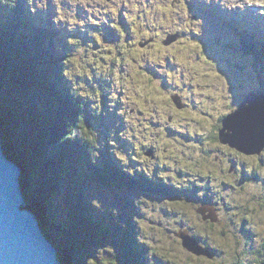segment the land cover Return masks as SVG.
Returning a JSON list of instances; mask_svg holds the SVG:
<instances>
[{
    "label": "rangeland",
    "instance_id": "374dc122",
    "mask_svg": "<svg viewBox=\"0 0 264 264\" xmlns=\"http://www.w3.org/2000/svg\"><path fill=\"white\" fill-rule=\"evenodd\" d=\"M67 1L69 10L60 4V0H5L2 6L11 4L15 7L19 2L22 6L19 4L20 8L15 7L16 10L0 6V12L9 11L12 16L20 9L29 16L40 11L38 14L45 20L44 24L49 20L55 24L56 14L55 18L63 22L65 28L70 27L65 30L66 37L58 33L62 31L60 25L56 26L58 31L51 28L53 34L59 35L54 41L60 45L62 54H68L64 61L69 65L66 79H71L68 82H72L78 91L74 96L89 101L86 100L84 106L91 109L87 110L92 117L90 121L95 125H105L108 136L113 138V148L108 149L107 144L100 142L106 133L102 128L91 126L99 151L97 159L100 161L95 160L96 166L103 164V169L99 170L107 173L108 177L112 176L113 168L107 171L103 163L107 157H112L117 162L114 167H122L117 169L123 172L120 174L126 181L111 192L93 186L87 193L89 203L94 204V209L103 210L125 230H130L127 228L129 224L135 228L134 237H141L139 249L142 251L147 247V252L143 250L142 253L150 254L145 264H264V258H260V255L264 256V132L259 131L264 123L261 120L264 116V61L258 64L256 60H264V56L254 55V49L264 53V46L258 47V42L263 43L264 39L255 35L245 38L232 26L212 24L203 8L193 4L200 0ZM139 1L143 6L136 11ZM227 1L229 6L224 11L239 13V7H242L249 12L246 16L259 17L264 22V0ZM51 3L56 6L50 10L48 6ZM148 5H152V11H163V15L154 20L163 22L167 20L168 13L171 22L165 23V29L154 35L149 33L147 41L142 44L146 30L132 23L144 21L149 16ZM110 8L118 13L113 15L117 23H106L105 34L96 17L102 20ZM130 10L134 11L133 17ZM212 10L220 15L217 9L209 8L210 14L215 13ZM79 11H85L86 15H75ZM35 24L37 28L48 31L42 22ZM253 25L250 22L248 29L251 30ZM38 35L46 37L41 32H27V37L36 39ZM115 35L119 40L134 35L138 40V50L150 53L148 58L154 55L160 58L153 62L159 67L149 70L142 62L144 53L140 54V60L136 58V55L139 57L138 52L132 51L136 55L129 57L122 51L114 53L110 46L119 42L114 39ZM168 39L169 44H164L163 41ZM246 39H253V43L246 42ZM131 47L133 45L128 42L126 52H131ZM243 48L251 54L244 52ZM119 73L122 74V82L115 84L111 77ZM107 80H110L109 85H106ZM55 92L63 94L58 90ZM255 92H258L256 97L259 101L254 106L248 105L243 126L251 123L255 127L253 132L261 152L249 155L235 153L229 146V143L233 145L231 140L228 144L219 143L218 131L223 117L240 109L245 98ZM121 97L131 104L125 117L129 127L120 121ZM11 99H0V117H11V126L5 125L0 118V148L3 155L14 162L8 158L5 142L20 148V144L26 141L23 137L27 128L34 130H29L31 136H44L45 142L50 139V134L42 130L40 123L24 126V121L28 120L27 111L34 108L35 114L39 115L37 101L30 105L28 100ZM155 103L158 104V113L145 117V120L142 112L146 106L154 107ZM113 107L115 109H110ZM106 113L109 114V123ZM138 118L144 120L139 121ZM154 118L160 120L155 121ZM145 123L150 125L146 126V137L142 128ZM187 135L189 138L184 137ZM121 143L126 146L125 150L120 147ZM49 146L45 145L43 157L52 166L60 164L56 158L58 153L54 151L58 147L53 148L52 153ZM149 150L153 154L146 156ZM141 175L149 181L171 185L176 193L162 189L153 194L137 192L131 182L141 179ZM56 178L60 175H53L55 188L59 191L57 184L60 182ZM140 184L143 185L141 180ZM59 186L63 190L68 189V184ZM21 191L28 204V195L22 188ZM64 197L63 194H53L51 199L63 202ZM57 202L52 201V204ZM95 215L99 219L96 212ZM60 221L64 224L65 220ZM42 232L45 233L43 229ZM113 237L110 239L114 240ZM105 253L104 264L127 263L122 249L107 247ZM114 253L117 263H111ZM97 256L101 261L98 252Z\"/></svg>",
    "mask_w": 264,
    "mask_h": 264
},
{
    "label": "trees",
    "instance_id": "16d2710c",
    "mask_svg": "<svg viewBox=\"0 0 264 264\" xmlns=\"http://www.w3.org/2000/svg\"><path fill=\"white\" fill-rule=\"evenodd\" d=\"M3 1L5 0H0V6L3 9L6 7L16 10L21 5L19 2L15 5L16 8L11 4L2 6ZM16 13L11 16L12 13L9 11L4 14L0 12V99L13 97L18 100H28L30 105H33V101H37L39 115L35 114L34 108L27 111L28 120L24 121V126H30V124L37 126L40 123L43 127L42 130H46V134H50V139H46L45 142L42 138L44 136H36V134L31 136L29 130L31 132L34 130L27 128L25 137H23L26 141H23L24 144H20V148L16 149L12 144L7 145L6 142L4 144L6 147L4 148L9 150L8 158H11L21 169V188L28 195L26 209L36 214L40 228L42 226L45 231L44 235L57 249L61 264H104L102 260L107 258L105 253L107 247L122 249L127 258H125L126 264H145L146 260L148 263L150 254L146 253V249L145 255L141 256L134 237L135 228L129 224L127 228L130 230H125L117 225L107 224L106 220L109 217L104 213L100 220L96 219L93 214L94 209L87 197V187L92 189L94 186L95 189L111 192L126 182L122 179L123 175L119 170L113 166L114 161L111 158H106L104 162H106L107 169L113 168L110 172L112 176L108 177L107 173L99 170L103 169L102 165L96 166L95 160L99 151L97 141L92 135L91 126L96 129L102 128L106 133L104 140L100 142L107 144V148L110 147L109 144L111 145L113 138L108 136V129L105 125L102 126L99 123L95 125L90 121L92 117L86 110L89 107L84 106L87 98L74 96L77 91L72 94V88L68 86V83L64 79L55 77L53 69H58L59 61L54 57V51L61 48L60 45L52 41L53 32L37 28L35 22H40L42 19L38 20L36 15L29 14L27 16L20 9ZM228 17L234 21L231 16ZM60 28L62 29L61 35L65 36L66 29ZM29 31H35L38 34L41 32L46 37L44 38L42 35H38L36 39L32 36L27 37ZM252 35L253 32H249L243 37L250 38ZM38 39H42L43 45L50 49L47 53L39 50L42 43L40 44ZM246 40V42L253 43V39ZM262 46L264 43L258 42V47ZM242 50L251 54L247 49L243 48ZM27 54H31V56ZM254 55L263 57L264 53L254 49ZM66 58L64 56L63 61ZM256 60L258 64L264 61ZM58 71L60 72L61 69ZM109 81H106V85H109ZM117 81L116 78L115 83ZM58 82L62 83L65 92H70L69 96L55 92L60 87ZM103 91L106 93L105 89ZM142 113L145 117L144 112ZM106 114V121L109 123L107 117L109 114ZM0 118L5 125L11 126V117L2 116ZM53 140L56 142L54 143ZM47 144L48 146L54 144L58 147L49 146L52 153L53 148H57L54 151L58 153L56 158L60 164L52 166L43 157L46 154V152L44 154V149ZM59 165L64 169H60ZM54 174L60 175V178L56 179L60 184H68V189L63 190L60 188V184H57L59 191L55 188ZM131 183L136 187L132 188L137 192L144 193L142 191L147 190L138 182L132 181ZM53 194L57 196L63 194L65 200L60 202L59 199H54L56 197L51 199ZM52 201L59 202L53 205ZM60 219L65 220L64 224ZM111 236H115L114 240L110 239ZM119 238L121 239L118 242ZM93 245L94 249L92 250ZM97 252L100 254L101 261ZM113 257L114 261L111 263H117L115 253ZM260 258L262 259L264 256L260 255Z\"/></svg>",
    "mask_w": 264,
    "mask_h": 264
},
{
    "label": "water",
    "instance_id": "95a60500",
    "mask_svg": "<svg viewBox=\"0 0 264 264\" xmlns=\"http://www.w3.org/2000/svg\"><path fill=\"white\" fill-rule=\"evenodd\" d=\"M258 92L246 97L243 107L227 116L220 129L228 130L233 137L226 140L224 135L227 133L223 132L219 135V143L228 144L231 140L233 145L229 143V146L244 155L261 152L253 132L255 127L251 123L243 126L248 105L254 106L259 101ZM261 120L264 121V116ZM259 129L264 132V123ZM14 163L3 155L0 148V264H61L57 249L44 240L40 224L37 226L38 219L26 209V198L21 195V169Z\"/></svg>",
    "mask_w": 264,
    "mask_h": 264
},
{
    "label": "bare ground",
    "instance_id": "6f19581e",
    "mask_svg": "<svg viewBox=\"0 0 264 264\" xmlns=\"http://www.w3.org/2000/svg\"><path fill=\"white\" fill-rule=\"evenodd\" d=\"M212 11L215 12L214 10H212ZM216 11H218V10H216ZM251 12H252V11H251ZM208 13H209V12H208ZM215 13H216V12H215ZM215 13H214V14H211V15H213V17H215V18L218 19V17H217V13H216V14H215ZM209 14H210V13H209ZM227 19L231 21V19H229L228 16H227ZM234 21H235V20H234ZM231 22H233V21H231ZM236 24H238V23H236ZM59 27H61V26H59ZM241 106L243 107V103H242ZM227 116H228V115H227ZM227 116H226V117H227ZM226 117H223L222 121H223ZM221 128H222V122H221L220 129H221ZM220 129H219V131H218V135H220V134L223 133V132H224V133H227V131H228V130H220ZM224 137H225L226 140H229V139L232 138L233 136L231 135V133H227V135H224ZM10 161H11V160H10ZM14 164H15V163H14ZM15 165H16V164H15ZM16 166H17V165H16ZM17 167L19 168V166H17ZM20 176H21V174H20ZM206 215H210V214H206ZM206 215H205V216H206ZM35 217H36V215H35ZM38 224H39V223H37V226H38ZM42 233H43V232H42ZM43 236H44V240H46V236L44 235V233H43ZM46 242L49 243L47 240H46ZM50 244H51V243H50ZM190 246H191V244H190Z\"/></svg>",
    "mask_w": 264,
    "mask_h": 264
}]
</instances>
